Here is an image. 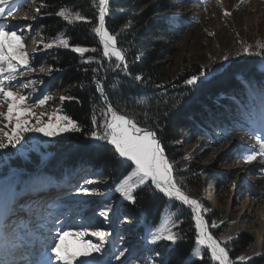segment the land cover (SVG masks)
<instances>
[{
  "label": "rangeland",
  "instance_id": "1",
  "mask_svg": "<svg viewBox=\"0 0 264 264\" xmlns=\"http://www.w3.org/2000/svg\"><path fill=\"white\" fill-rule=\"evenodd\" d=\"M22 2L17 0L19 7L13 16L0 18V25L23 32L25 50L33 58L30 64L34 70L28 72L21 69L25 75L13 83L18 87L28 80L35 81L32 86L35 91L27 103L32 107L37 99L50 96V101L43 107L33 108V111L37 115L41 112L51 113L59 109V105L54 102L60 99L62 93L56 89L55 92L50 90L53 92L50 95L41 88L39 81L40 75L45 74L44 65L40 54L31 45L36 42V29L33 28L36 20L32 11L25 9ZM183 2L187 4V0ZM189 2V11L185 10L184 14L192 17L193 34L189 37L186 35L171 46L174 55L166 56L161 61L166 69L178 72L191 64L214 69L227 65L231 60L252 57L255 58L257 69L264 73V48L258 47L264 45V0ZM226 12L228 15H225ZM245 47L249 48V52H244ZM16 90L14 87L13 91ZM29 92L31 89H21L22 94L28 95ZM235 109L234 118L237 122L230 123L226 119L228 137L215 140L223 130H216L217 127H213L212 132L215 138L205 135L206 139H200L197 134L189 135L178 150L180 158L173 164L175 179L180 174L193 172L194 168H202L208 173L201 178L204 182V215L213 219L208 224L209 231L221 241V246L245 236L249 246L236 261L246 263L254 258L264 260V158L257 156L250 163L243 160L244 155L250 154L248 150L258 148L252 122L258 128L264 117V92L248 98L243 107L245 111L238 104ZM4 111L6 105L0 107V112ZM234 118L231 116V119ZM28 119L30 123H35V119ZM42 119L47 121V115ZM3 123L0 122V128ZM236 133L241 134V138H234ZM70 134L50 138L40 133H28L16 148L0 149V174H6L0 176V249L7 245L11 247L12 253L17 250L20 256L27 258L29 250L44 249L50 254V264H57L51 247L61 231L75 234L100 230L108 233L101 252L82 257L81 260L87 259L95 264H157L153 261L152 250H149L152 246L143 250L145 239L150 241L151 233L157 227L149 230L142 221L141 225L146 229L142 241L141 237L132 233L133 222L121 211L122 205L119 203L130 201L124 200L115 191L118 181L110 182L107 178L100 180L98 173L84 169L74 171L72 178H68L64 171L61 177H54L46 171L47 164L39 162V159L46 158L39 152L42 153L48 145L64 140ZM12 158L29 160L30 168L34 170L29 172L22 169L21 172V168H7ZM12 189L14 191L8 194ZM168 202L158 225L165 212L174 214L176 219L177 212L173 209L176 202ZM213 222L217 227H211ZM173 231L176 232V229ZM229 232L232 233L230 236ZM73 239L74 236L69 237V242ZM84 239L98 243L92 236H85ZM168 243L171 242L165 241V244ZM120 252H124V255L117 260L115 257ZM241 256L246 259L239 260Z\"/></svg>",
  "mask_w": 264,
  "mask_h": 264
},
{
  "label": "trees",
  "instance_id": "2",
  "mask_svg": "<svg viewBox=\"0 0 264 264\" xmlns=\"http://www.w3.org/2000/svg\"><path fill=\"white\" fill-rule=\"evenodd\" d=\"M22 1L24 8L32 11L36 20L33 24L36 42L31 45L40 54L44 65L45 74L40 75L39 81L41 88L46 89V94L52 95L57 89L62 93L61 96L70 97L54 103L62 109V114L70 116L81 125L80 132L71 133L64 140L52 143L48 148L49 155L39 159V162L47 164L46 171L54 177H61L63 171L69 175L83 167L98 173L100 180L107 178L110 182H119L127 174L125 169L116 165L108 146L93 147L97 142L87 137L93 130L94 110L102 120L100 113L106 106L101 92L97 90V83L102 85L103 97L114 108L127 116L135 115L141 126L156 131L172 163L180 158L178 150L189 135L197 134L200 139H206V136H212L213 127H217L216 130H223L217 138L212 136L215 140L228 137L226 119L230 123L237 122L234 118L236 104L245 111L243 107L247 99L264 92V73L257 69L255 58L252 57L231 60L224 67L214 69L191 64L178 72L169 71L161 64L164 57L174 55L171 46L179 43L186 35L189 37L193 34L192 17L184 14L185 10L189 11V0L187 4L182 3V0H110L106 27L117 34L118 46L125 50L128 75L115 67L114 60L110 62L102 59L98 38L90 32L96 23V10L91 6V0ZM63 7L81 11L93 23L67 25L61 17L55 15ZM62 32L67 33L69 48L54 45L51 49H44V43L52 42ZM72 46L98 48V51H89L81 56L71 50ZM89 58L94 62L86 63ZM96 60L102 62L98 64ZM93 69L98 71L93 72ZM201 71H204L203 76L200 75ZM137 75L141 76L140 81L134 79ZM192 76L198 77L195 84L185 85L184 81ZM139 99H144L146 103H137ZM145 113L147 123H144ZM239 136L241 134L236 133L234 138ZM22 161L12 158L9 164L17 166ZM26 164L28 170L30 162ZM20 171L23 172L22 168ZM204 171L202 168H194L193 172L180 174L176 178L183 190L202 205L204 182L201 177L208 175ZM135 195V203H119L122 205L121 211L134 222L132 233L140 236L144 230L140 221L141 212L145 216V226L157 227L159 216L168 205V200L162 194L153 196L146 187L140 188ZM173 209L177 212L176 220L180 222L175 228L180 239L174 245L162 241L152 247L154 262L157 264H184L195 245V226L190 209L178 202ZM204 217L208 224L213 221ZM248 246L247 238L241 236L223 247L228 251L233 264H264V260L255 258L246 263L235 261ZM193 259L194 264H213L210 254Z\"/></svg>",
  "mask_w": 264,
  "mask_h": 264
},
{
  "label": "snow or ice",
  "instance_id": "3",
  "mask_svg": "<svg viewBox=\"0 0 264 264\" xmlns=\"http://www.w3.org/2000/svg\"><path fill=\"white\" fill-rule=\"evenodd\" d=\"M91 6L96 10V23L90 28V32L94 34L95 38H98V44L102 48V59H107L110 62L114 60L115 67L128 75L125 50L118 46L117 34H113L106 27L110 0H91ZM18 7L17 0H0V18L13 16ZM55 15L61 17L69 26H74L77 22L93 23L81 11H72L67 7L61 8ZM225 15L228 13L226 12ZM28 27L31 28V25ZM66 35V32L57 34L52 42L43 44L44 49H51L54 45L69 48L70 41ZM258 47L264 48V45H258ZM25 49L23 32H18L11 26L0 25V107L6 105V111L0 112V122H4L3 127L0 128V149L16 148L22 140L26 139L28 133H40L51 138L81 131V125L70 116L62 114V109H56L51 113L41 112L39 115L33 111V108L43 107L46 102L50 101L52 99L50 96L45 95L43 98L37 99L36 103L29 107L27 101L31 98V93L35 91L32 86L36 82L28 80L26 83L19 84L18 87L13 83L18 81V77L25 75L21 69H26L28 72L34 70L30 64L33 58ZM71 50L83 56L89 51L97 52L98 48L72 46ZM244 52H249V48L245 47ZM85 62L92 63L94 61L89 58ZM95 62L99 64L102 60ZM96 71L98 69H93V72ZM200 75L203 76L204 71H201ZM134 79L140 81L142 78L137 75ZM197 80V76H192L184 83L191 86ZM14 87L17 88L16 91H13ZM96 87L101 92L106 106L100 113L102 120L96 116L94 110L93 130L87 134V137L97 142L93 147L108 146L115 158L116 165L127 171V174L116 184L115 191L124 200L135 203L136 191L146 187L153 196L162 194L169 201L178 202L181 206L190 209L191 220L195 226V245L184 264H194L193 258H202L207 254H210L213 264H233L228 251L221 246V241H218L209 231V225L204 217L206 209L202 203L187 194L175 179L174 164L166 156L156 131L150 127L141 126V122L135 118V115L127 116L118 111L111 103L107 102L106 97H103L102 85L97 83ZM21 89H31V92L25 95L21 93ZM65 99H70V97H60L62 102ZM137 103L144 104L146 101L139 99ZM45 115H47V121L42 119ZM28 117L35 119V123H30ZM147 121L148 117L145 113L144 123ZM252 125L258 148L248 150L250 154L243 156L245 163L252 162L257 156L264 158V117H262L258 128L255 127L254 121ZM5 129L9 130L5 131ZM179 223L174 219V214L165 212L161 217L160 224L151 233L149 243L157 244L168 241L174 245L180 237L173 229L177 228ZM211 227H217L215 222ZM107 235L108 233L100 230L90 233L87 231L76 232L75 234L61 231L53 241L51 253L57 264H95L93 261L81 260V258L90 257L93 253H100ZM72 236L74 239L69 242V237ZM85 236L95 237L98 243H94L90 239L85 240ZM11 255L13 253L10 246L6 245L0 249V264H14V261L9 259ZM123 255L124 252H120L115 258L119 260ZM238 259L244 261L246 257L241 256Z\"/></svg>",
  "mask_w": 264,
  "mask_h": 264
},
{
  "label": "water",
  "instance_id": "4",
  "mask_svg": "<svg viewBox=\"0 0 264 264\" xmlns=\"http://www.w3.org/2000/svg\"><path fill=\"white\" fill-rule=\"evenodd\" d=\"M103 94H104V92H103ZM52 145V144H51ZM49 146L50 145H48L47 146V148H46V150H44L42 153L41 152H39V155H49V153H50V151H49ZM30 158V157H29ZM10 161V160H9ZM30 161L29 160H26V161H22L20 164H17V166L16 165H10L9 163L7 164V168H11V169H13V168H17V167H20V168H22V169H24V170H26V166H27V164L26 163H29ZM29 168H28V170L27 171H29L30 172V170L31 171H33L34 169L33 168H31L30 169V167H31V165H29L28 166ZM30 169V170H29Z\"/></svg>",
  "mask_w": 264,
  "mask_h": 264
},
{
  "label": "bare ground",
  "instance_id": "5",
  "mask_svg": "<svg viewBox=\"0 0 264 264\" xmlns=\"http://www.w3.org/2000/svg\"><path fill=\"white\" fill-rule=\"evenodd\" d=\"M231 234H232V233H231ZM231 234H230V232H229V233H228V236H230Z\"/></svg>",
  "mask_w": 264,
  "mask_h": 264
}]
</instances>
